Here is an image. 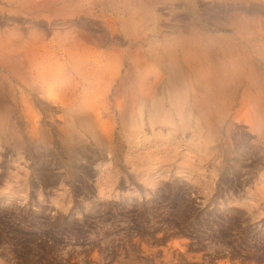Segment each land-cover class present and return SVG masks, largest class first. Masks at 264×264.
I'll return each instance as SVG.
<instances>
[{
	"label": "rangeland",
	"instance_id": "obj_1",
	"mask_svg": "<svg viewBox=\"0 0 264 264\" xmlns=\"http://www.w3.org/2000/svg\"><path fill=\"white\" fill-rule=\"evenodd\" d=\"M36 1L0 0V264H264V4Z\"/></svg>",
	"mask_w": 264,
	"mask_h": 264
},
{
	"label": "crops",
	"instance_id": "obj_2",
	"mask_svg": "<svg viewBox=\"0 0 264 264\" xmlns=\"http://www.w3.org/2000/svg\"><path fill=\"white\" fill-rule=\"evenodd\" d=\"M46 3H55V4H61L64 2V7L65 10H85V8H80L78 6L81 5H87L86 4V0H44ZM122 1L125 5H130V9L128 7H126V10H138V11H145V10H149L150 9L144 8V6L146 5L147 1L146 0H119ZM160 2H164L165 0H157ZM222 2H234V1H245V2H249V1H254V2H259L264 4V0H219ZM116 2H118V0H88V4L92 6V10L96 11V12H102V11H107V10H112V5L115 4ZM76 3L77 7H72V5ZM198 3V0H184L183 3V9L182 11L186 13L187 17L194 19L195 17H197V15H199V13L201 12V9H198V6L196 5ZM38 4H41L42 6L45 5L44 2H38L36 0L32 1L30 0V3L28 4V6L34 5L37 6ZM43 9V8H42ZM153 9V8H152ZM45 10V9H44ZM153 11V10H152ZM199 12V13H198Z\"/></svg>",
	"mask_w": 264,
	"mask_h": 264
},
{
	"label": "bare ground",
	"instance_id": "obj_3",
	"mask_svg": "<svg viewBox=\"0 0 264 264\" xmlns=\"http://www.w3.org/2000/svg\"><path fill=\"white\" fill-rule=\"evenodd\" d=\"M231 43V42H230ZM216 45V44H215ZM1 64H3V63H1ZM227 71V70H226ZM230 73V72H229ZM212 74V73H211ZM224 74V73H223ZM231 74V73H230ZM210 77V76H209ZM223 77V76H222ZM219 78V77H218ZM236 79V78H235ZM237 80V79H236ZM225 84V83H224ZM224 84H223V86H224ZM227 84V83H226ZM241 96V95H240ZM244 100V99H243ZM7 111V110H6ZM105 121V120H104ZM110 130V129H109Z\"/></svg>",
	"mask_w": 264,
	"mask_h": 264
}]
</instances>
